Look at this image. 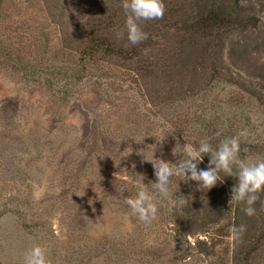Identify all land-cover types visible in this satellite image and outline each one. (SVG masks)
<instances>
[{
	"label": "trees",
	"instance_id": "16d2710c",
	"mask_svg": "<svg viewBox=\"0 0 264 264\" xmlns=\"http://www.w3.org/2000/svg\"><path fill=\"white\" fill-rule=\"evenodd\" d=\"M123 2L0 0L1 16L9 12L6 3L21 12L15 33L6 41L0 35V68L10 64L60 99L75 92L82 98L88 89L96 107L85 146L78 144L87 168L60 178L75 197L45 196L29 205L32 192L13 191L0 202V217L16 216L19 229L47 247L53 264H160L168 245L147 243L154 225H164L177 250L201 264H264V193L249 217L246 204L231 201L235 176L221 172L223 182L205 191L174 176L173 198L182 195L187 203L173 208L154 189L148 162L154 155L177 164L182 155H172L176 140L195 146L204 137L213 147L237 137L241 160L264 158V137L255 135L257 112L248 106L231 111L219 93L234 87L264 106L263 91L251 85L243 67L250 54L245 33L259 23L256 7L243 0H163V18L139 22L148 39L132 45ZM46 28L54 32L53 43ZM209 161L205 156L198 168L207 169ZM117 165L123 170L111 172ZM141 181L155 197L160 224H144L124 203L136 197ZM83 188L84 200L78 197ZM56 212L62 214L59 227L51 221ZM126 218L131 231L124 229ZM240 225L246 231L234 242L229 229Z\"/></svg>",
	"mask_w": 264,
	"mask_h": 264
},
{
	"label": "rangeland",
	"instance_id": "374dc122",
	"mask_svg": "<svg viewBox=\"0 0 264 264\" xmlns=\"http://www.w3.org/2000/svg\"><path fill=\"white\" fill-rule=\"evenodd\" d=\"M243 1L253 4L259 16L258 26L245 33L244 39L249 45L250 54L243 66L246 70L244 75L251 85L261 88L264 93V0ZM6 5H9V12L0 15V35L5 41L10 37L9 33H15L21 14L9 3ZM30 17L32 15L27 19ZM28 25L31 26L29 30L36 27ZM46 33L53 43L52 28L47 29ZM5 46H9V42H5ZM87 91L82 98L75 92L71 99H60L45 87L30 81L22 72H16L10 64L0 68V202L18 190L33 193L30 199H26L29 205H36L45 196L60 200L75 197L73 191L62 188L60 178L69 171L83 172L87 168L83 166L82 151L78 148V144L81 146L87 140L96 108L89 103L93 96ZM219 93L231 111L238 110L239 106H248L247 109L252 108L257 112L255 135L263 138L264 106L247 99L244 93L234 87H223ZM137 102L145 110L149 107H146L142 96L137 98ZM158 121L157 117L152 121L155 128L159 126ZM97 145L102 148V142ZM110 169L113 173L123 170L119 165L110 166ZM87 191L83 188L78 197L86 199ZM56 213L51 221L55 227H59L62 214ZM147 232L148 244L154 243L160 249L163 244L168 245L160 251V264H180V261L190 256L183 254L182 249L177 250L176 242L170 238L164 225H154ZM34 244H37V239L19 229L16 216L6 212L0 217V264L23 262L25 251ZM192 264L201 263L192 257Z\"/></svg>",
	"mask_w": 264,
	"mask_h": 264
},
{
	"label": "clouds",
	"instance_id": "9594fccd",
	"mask_svg": "<svg viewBox=\"0 0 264 264\" xmlns=\"http://www.w3.org/2000/svg\"><path fill=\"white\" fill-rule=\"evenodd\" d=\"M122 7L127 14L126 29L127 38L130 44L136 45L148 39V34L140 27L141 21L162 19L165 13L163 0H124ZM165 138V137H164ZM185 140V139H184ZM240 140L237 137L224 139L218 147H213L208 137H204L193 145L184 144L181 147L179 139L172 148V155H182L177 164H171L163 159L148 160L154 169L156 182L154 189L159 195L165 198L173 208H182L187 203V198L181 195L180 199L173 198L172 178L181 177L182 181L197 182L199 190H210L223 182L220 173L238 178V183L232 189L231 201L243 202L246 204L244 212L247 216L256 215L254 205L260 199V193H264V158L254 163H247L241 160ZM245 151H247L245 149ZM205 156L210 157L207 169H199L198 165L203 162ZM135 168V165L132 166ZM234 168L236 169L234 171ZM136 176H141L136 174ZM143 177V176H142ZM124 203L131 209L132 214L138 217L139 221L146 225L151 224L158 218V207L155 197L148 191L147 186L141 181L135 198H125ZM133 225L125 220L124 229L131 231ZM231 239L239 241L246 231V226H233L229 229ZM23 264H53L49 258V250L40 244L32 245L23 255ZM180 264H192V257H186Z\"/></svg>",
	"mask_w": 264,
	"mask_h": 264
}]
</instances>
